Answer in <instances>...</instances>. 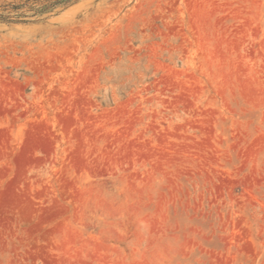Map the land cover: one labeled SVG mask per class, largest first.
Wrapping results in <instances>:
<instances>
[{
	"label": "rangeland",
	"instance_id": "1",
	"mask_svg": "<svg viewBox=\"0 0 264 264\" xmlns=\"http://www.w3.org/2000/svg\"><path fill=\"white\" fill-rule=\"evenodd\" d=\"M55 12L0 23V264H264V0Z\"/></svg>",
	"mask_w": 264,
	"mask_h": 264
},
{
	"label": "trees",
	"instance_id": "2",
	"mask_svg": "<svg viewBox=\"0 0 264 264\" xmlns=\"http://www.w3.org/2000/svg\"><path fill=\"white\" fill-rule=\"evenodd\" d=\"M78 0H21L0 5V23H26L25 19L43 20L57 14L60 7L66 9ZM37 20V21H38Z\"/></svg>",
	"mask_w": 264,
	"mask_h": 264
}]
</instances>
